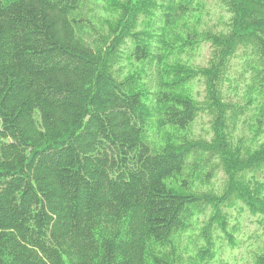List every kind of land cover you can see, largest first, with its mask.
<instances>
[{
  "label": "trees",
  "instance_id": "obj_1",
  "mask_svg": "<svg viewBox=\"0 0 264 264\" xmlns=\"http://www.w3.org/2000/svg\"><path fill=\"white\" fill-rule=\"evenodd\" d=\"M91 1L0 0V264H213L216 233L233 245L227 209L264 220V140L232 142L240 115L264 130V0H220L223 34L189 23L198 0H100L116 16L97 27ZM202 43L205 68L173 59ZM235 57L251 110L224 97ZM122 60L152 67L155 90L122 77ZM201 112L208 140L189 135ZM218 169L222 192L200 191Z\"/></svg>",
  "mask_w": 264,
  "mask_h": 264
},
{
  "label": "rangeland",
  "instance_id": "obj_2",
  "mask_svg": "<svg viewBox=\"0 0 264 264\" xmlns=\"http://www.w3.org/2000/svg\"><path fill=\"white\" fill-rule=\"evenodd\" d=\"M199 5L195 15L188 21L197 30H211L213 33H226L231 18L220 0H198ZM88 16L93 20L97 26L101 25L102 19L111 20L114 19L116 13L110 14L105 8V4L100 0H92L87 7ZM152 32H155V26L150 28ZM136 31H143L136 29ZM153 44H155L153 42ZM210 55V46L207 43H202L198 48L193 51L182 53L178 56H174L180 64L188 66L192 69L205 68ZM173 60V61H175ZM240 57H235L229 66V71L226 80L223 83L224 97L232 103L241 105L245 110H251L252 106L257 104L254 98L251 105L245 104L247 97L245 83L246 79H242L238 76L240 70ZM120 69L119 73L122 77L127 75L138 76V82L143 85L148 91L155 90L154 77L155 73L152 67L140 68L134 65L132 62L128 63L127 60L116 66ZM247 76L244 75V77ZM188 95L196 102H202L204 100V86L202 79H196L187 87ZM149 101L150 110L154 116V101ZM154 106V109H153ZM155 118V116H154ZM152 118V121H154ZM254 122V112H248L245 115L237 117L233 129H232V142L235 146L244 145L245 148H253L255 144L264 140V130L252 136ZM211 117L201 112L193 125L189 130V135L195 139L208 140L212 137ZM150 139L157 145L161 144V137L152 126L149 131ZM220 169V168H219ZM217 170L214 177L209 179L208 184L198 185V188L202 192H212L219 195L226 183V179L223 175L222 169ZM262 175L258 177V181L264 185V169L260 170ZM264 190V186H263ZM264 192V191H263ZM228 231L232 234L233 245H230L221 234H215L214 240L216 245V253L213 264H252L251 258L254 253L258 252L264 243V220H261L257 216H251L240 204H236L226 210ZM209 216V211L194 217L191 223L194 227H202L204 222ZM185 233L181 239V245L186 248L188 244L187 235ZM189 250V248H187Z\"/></svg>",
  "mask_w": 264,
  "mask_h": 264
}]
</instances>
